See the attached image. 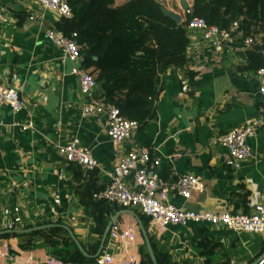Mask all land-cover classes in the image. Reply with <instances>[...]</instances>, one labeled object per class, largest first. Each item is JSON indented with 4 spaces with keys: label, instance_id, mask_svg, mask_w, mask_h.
<instances>
[{
    "label": "crops",
    "instance_id": "obj_1",
    "mask_svg": "<svg viewBox=\"0 0 264 264\" xmlns=\"http://www.w3.org/2000/svg\"><path fill=\"white\" fill-rule=\"evenodd\" d=\"M127 1L115 0L117 5ZM156 1L183 17L185 6L191 10L194 4V0ZM15 13L27 16L21 27ZM59 21L34 0H0V83L19 91L27 102L20 114L8 107L0 113V218L20 207L25 226L61 221L79 239L74 238L77 246L97 243L91 233L95 224L76 194L78 183L68 163L57 154L58 145L74 139L99 163L100 186L106 187L109 174L131 151L148 147L161 161L164 179L195 176L201 180L190 200L172 197L175 206L201 213L250 214L255 205H264V96L255 76L259 62H250L251 50L243 41L233 49L217 51L200 33L188 31L186 67L172 66L161 74L155 116L131 140L116 146L108 137L103 117H82L86 99L79 78L72 74L76 65L62 60L61 50L46 34ZM256 40L263 42L260 36ZM190 74L195 75L193 81ZM96 93L103 94L100 86ZM254 122L262 125L249 141L254 157L239 170L228 167V150L218 143L219 138ZM138 214L142 213L137 209H125L111 218L113 224L136 236L129 247L118 243L113 249H107V238L103 251L114 255L116 264L131 259L142 264L148 254L155 264ZM147 232L157 241V252L166 253L171 264H254L264 256V235L260 234H236L223 227L196 224L171 227L157 235L150 233L149 225ZM22 241H0V264H27L29 259L47 264L49 259H60L55 255L59 248L39 241L35 244L39 248L23 251Z\"/></svg>",
    "mask_w": 264,
    "mask_h": 264
},
{
    "label": "trees",
    "instance_id": "obj_2",
    "mask_svg": "<svg viewBox=\"0 0 264 264\" xmlns=\"http://www.w3.org/2000/svg\"><path fill=\"white\" fill-rule=\"evenodd\" d=\"M68 2L73 17L61 19L55 29L66 36L78 34V41L88 46L83 67L95 78L107 102L118 108L124 118L138 122L140 128L155 116V102L162 91L161 74L172 66L186 67L190 45L186 27L191 19L202 18L220 29L240 21L244 37L260 36L264 43V0H194L192 9H185L181 25L166 17L164 7L156 0H129L123 5H117L115 0ZM14 16L18 27L27 18L23 13ZM108 25L112 27L108 29ZM262 43L257 41L249 52L250 62H259L256 70L264 68V59L259 54ZM190 77L193 81L195 75ZM68 165L78 183L76 194L80 204L95 224L91 233L97 237V243L89 246L80 243L81 249L76 245L77 237H72L61 221L25 226L21 232L0 236V241L22 238L23 251L37 249L41 245L35 244L43 241L46 247L59 248L55 255L65 264H97L113 225L111 218L125 209L94 198L105 189L98 183L97 171L85 177L78 166ZM138 216L148 231L151 219L144 214ZM42 226L50 228L26 233ZM150 241L157 264H171L166 253L157 252L155 238L150 237ZM72 246H76L74 251L70 250ZM147 256L142 264H153Z\"/></svg>",
    "mask_w": 264,
    "mask_h": 264
},
{
    "label": "built area",
    "instance_id": "obj_3",
    "mask_svg": "<svg viewBox=\"0 0 264 264\" xmlns=\"http://www.w3.org/2000/svg\"><path fill=\"white\" fill-rule=\"evenodd\" d=\"M44 11L54 14L59 20L71 19L72 9L68 0H34ZM186 29L200 33L204 42L211 48L222 51L235 48L239 40L246 49L252 50L257 44L253 37H244L240 21L233 22L229 28L220 29L209 25L202 18L191 19ZM47 38L62 52V60L76 65L72 74L79 78L80 92L86 99L82 117H103L107 134L116 146L131 140L140 129V124L124 118L121 111L107 102L103 94H97L95 78L83 67L84 54L88 46L78 41V34L66 36L55 28L47 30ZM259 54L264 58V43ZM259 92L264 96V68L255 73ZM8 107L15 115L27 108V102L19 91L0 83V113ZM260 123H248L219 138L218 143L228 150L226 165L241 169L242 164L254 157L249 141L255 138L261 128ZM57 154L68 164L78 166L88 176L99 169L91 153L81 146L78 139L68 144L58 145ZM161 161L154 157L152 150L142 147L131 151L109 174L105 189L94 196L97 201L117 205L124 209H137L151 219L150 233L162 234L171 227L187 228L192 224L223 227L236 234L264 235V205H255L250 214L226 210L220 214L186 211L175 206L172 197L190 200L193 192L201 187V180L195 176H180L166 180L160 174ZM25 217L20 207H14L0 218V232L21 231L25 227ZM136 239L132 230L124 231L120 224L112 225L107 249L118 243L129 247ZM27 264H37L29 259ZM47 264H63L60 259H49ZM97 264H116L114 255L107 251L97 259ZM125 264H140L131 259ZM254 264H264V256Z\"/></svg>",
    "mask_w": 264,
    "mask_h": 264
},
{
    "label": "water",
    "instance_id": "obj_4",
    "mask_svg": "<svg viewBox=\"0 0 264 264\" xmlns=\"http://www.w3.org/2000/svg\"><path fill=\"white\" fill-rule=\"evenodd\" d=\"M185 9L187 11L188 10V6H185ZM163 13H164V15L166 17H168V18L172 19L173 21H175L178 25L183 24V18H182L181 15H177V14H175V13H173L171 11L165 10V9L163 10ZM119 216H120V213H119V215H117L115 220H117L119 218ZM138 222L140 223V226L142 228L143 237H144V239L146 241L147 248H148L149 253H150L151 257H152V260H153V262L155 264H157L156 256L154 254V250H153V247H152V244H151V241H150L149 234L146 231V229L143 227V224H142V222H141V220L139 218H138ZM49 228H50V226H42V227H39V228H36V229H33V230L26 231V233H31V232H34V231L47 230ZM15 232H17V231H15ZM19 232H21V231H19ZM9 233H12V232H9V231L8 232H0V236H3L4 234H9ZM71 235L73 236V234H71ZM78 246L81 248L80 245H78Z\"/></svg>",
    "mask_w": 264,
    "mask_h": 264
}]
</instances>
